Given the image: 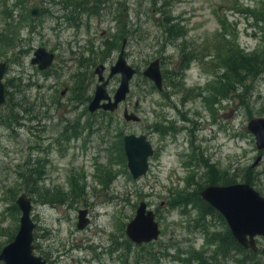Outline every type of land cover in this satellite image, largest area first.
I'll return each instance as SVG.
<instances>
[{
    "label": "rangeland",
    "instance_id": "1",
    "mask_svg": "<svg viewBox=\"0 0 264 264\" xmlns=\"http://www.w3.org/2000/svg\"><path fill=\"white\" fill-rule=\"evenodd\" d=\"M37 1L41 11L33 17V0H0V62L11 91L0 109V253L18 233L17 199L26 193L36 252H45L49 264L244 258L250 249L216 241L229 237V225L202 211L198 196L212 182L250 183L264 195V150L248 128L264 117V71L238 86L225 76L235 52L264 59V0H105L99 13L77 23L62 15L77 0ZM125 42V57L137 69L130 94L117 111L92 114L95 69L105 64L107 77ZM40 46L56 54L47 71L31 63ZM159 57L162 90L143 75ZM77 76L85 78L88 99L76 96ZM120 81V74L113 77L111 95ZM126 105L141 121L125 120ZM131 133L147 135L155 150L137 179L124 146ZM143 201L161 234L139 244L126 229ZM81 209L90 219L84 228ZM257 245L255 259L264 264V237Z\"/></svg>",
    "mask_w": 264,
    "mask_h": 264
},
{
    "label": "water",
    "instance_id": "2",
    "mask_svg": "<svg viewBox=\"0 0 264 264\" xmlns=\"http://www.w3.org/2000/svg\"><path fill=\"white\" fill-rule=\"evenodd\" d=\"M31 7V15L40 14V4L37 0ZM126 43V42H125ZM56 54L45 46L38 47L31 58V63L45 71L50 68ZM7 64L0 62V109L7 101V88L4 82ZM106 65L96 67L99 83L93 98L89 103V110L95 113L98 110L114 112L124 102L131 91V80L137 73L125 57V44L114 64L110 66L108 77L105 76ZM121 74L118 89L111 95L108 89L110 79ZM143 75L151 79L159 90L164 88V77L161 70L160 58L149 63ZM138 105V102H136ZM126 121H141L135 112L124 111ZM248 128L254 133L257 145L264 150V117H254L248 123ZM125 152L128 159V168L134 178L147 174L149 158L155 153L148 136L134 133L124 136ZM262 159L258 156L255 164ZM201 197L216 208L226 219L233 236L245 248L258 251L257 238L264 237V195L250 183L210 184L201 191ZM17 203L21 209V224L15 238L7 244L0 253V264H48L45 259L34 253V230L36 222L32 218V199L26 194L18 197ZM78 227L84 228L90 222L88 210L79 211ZM126 233L134 242L142 244L157 240L161 234L155 213L147 208L146 202H141L135 217L128 223Z\"/></svg>",
    "mask_w": 264,
    "mask_h": 264
},
{
    "label": "trees",
    "instance_id": "3",
    "mask_svg": "<svg viewBox=\"0 0 264 264\" xmlns=\"http://www.w3.org/2000/svg\"><path fill=\"white\" fill-rule=\"evenodd\" d=\"M66 1H68V0H66ZM104 2H105V0H77V2L73 5L72 8H70V6H71L70 4L65 5L62 8V10L64 11V13L62 15L68 22L77 23V22H80L84 16H87L89 14L95 15V14L99 13L100 10L103 9V7L101 5ZM258 58L259 57L257 54L252 55L249 58H247V57L244 58L243 56H240L239 53L235 52L233 54V56L230 57L228 62H226L228 64L230 74L228 75V73H226L225 76L229 80H231L232 82H236L237 86L244 84V82H245L244 79L246 78V76H250V77L259 76L264 71V68H262L264 66V59L259 60ZM17 78H18V80H17L18 81V88L20 89L19 94H22L24 92L22 90L21 84H23L24 78L21 76L17 77ZM77 79H78V84L76 86V91L78 94L76 96L77 97L80 96V97H84V99H86V98L88 99L89 97L85 96V92H86L85 78L77 76ZM10 81H11V79H10ZM10 93H11V91H9L7 88L8 100H9ZM230 182H236V180L227 181V182L225 181L224 183H230ZM212 184H216V182H212ZM198 199L201 202L199 207L201 208L202 211H204L205 213L208 212V213H215V214L219 215L227 225L226 219L216 208H214L210 203L206 202L202 197L198 196ZM202 205H204V206H202ZM226 230H228V236L229 237H225V236L221 237L223 235L216 232V238L221 237L220 239H217L216 241H219L220 245L223 246V240L227 241V239H229L231 241V243L228 242L227 245L232 244L233 248L235 247L237 252H238V250L240 252L242 251V249L244 250L243 246L232 235L230 228L227 227ZM228 252H229V249H228ZM246 252L248 254L244 258H236L235 259L236 264H262V262L260 260L255 259L257 252H254L251 249L246 251ZM196 259H199V257H196Z\"/></svg>",
    "mask_w": 264,
    "mask_h": 264
},
{
    "label": "flooded vegetation",
    "instance_id": "4",
    "mask_svg": "<svg viewBox=\"0 0 264 264\" xmlns=\"http://www.w3.org/2000/svg\"><path fill=\"white\" fill-rule=\"evenodd\" d=\"M125 45H126V43H124ZM122 50V49H121ZM125 52H126V50H125ZM120 53H121V51H120ZM120 55V54H119ZM119 57V56H118ZM160 58V57H159ZM162 61H163V57H161L160 58V63H162ZM162 70V69H161ZM106 72V71H105ZM162 73H163V71H162ZM105 75H106V73H105ZM117 75V74H116ZM115 75V76H116ZM119 75V74H118ZM120 76H121V74H120ZM163 76H164V74H163ZM108 77V76H107ZM114 77V76H113ZM113 77L110 79V81H109V83H108V85L112 82V79H113ZM132 81V80H131ZM98 85V84H97ZM120 85V84H119ZM66 91H67V89H65L63 92H62V94L63 95H65V93H66ZM128 98V97H127ZM127 100V99H126ZM125 100V101H126ZM124 101V102H125ZM123 103V102H122ZM121 103V104H122ZM120 104V105H121ZM137 105V104H136ZM120 107V106H119ZM119 107H118V109H119ZM125 110H128L129 112H133L132 110H130V108H129V106H125V108H124V111ZM100 111H105V110H100ZM117 111V110H116ZM105 112H108V111H105ZM232 233V232H231ZM233 235V234H232ZM34 244H35V246H36V248H35V250H34V253L35 254H37V252H36V250H37V247H38V245H37V243L36 242H34ZM37 255H39V256H41L43 259H45L46 261L48 260V256H47V254L45 253V252H43V254L42 255H40V254H37ZM47 263H48V261H47ZM49 264V263H48Z\"/></svg>",
    "mask_w": 264,
    "mask_h": 264
}]
</instances>
